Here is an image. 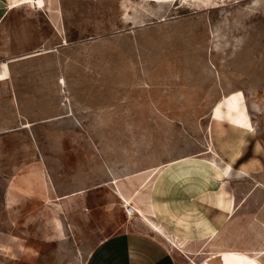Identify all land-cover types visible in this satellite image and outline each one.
<instances>
[{"label": "rangeland", "instance_id": "1", "mask_svg": "<svg viewBox=\"0 0 264 264\" xmlns=\"http://www.w3.org/2000/svg\"><path fill=\"white\" fill-rule=\"evenodd\" d=\"M22 5L47 29L0 55V264H83L141 231L120 193L180 264H264V0Z\"/></svg>", "mask_w": 264, "mask_h": 264}, {"label": "crops", "instance_id": "2", "mask_svg": "<svg viewBox=\"0 0 264 264\" xmlns=\"http://www.w3.org/2000/svg\"><path fill=\"white\" fill-rule=\"evenodd\" d=\"M22 0H0V55H12L14 52H22L23 54L31 53L35 50L28 51L27 46L37 45L35 37L41 38L46 31V11L34 10L28 6L21 5ZM15 6V7H14ZM36 14L41 18V22L36 23L26 19L23 15ZM25 18V19H24ZM31 22V23H30ZM33 22V23H32ZM35 22V23H34ZM39 42V45H47L46 40ZM46 51V47H43ZM0 56V63L13 59V57L3 58ZM2 74L6 63L1 64ZM9 70V69H8ZM9 77V76H8ZM159 175V171L143 178L142 193L144 194V203L146 207L152 210V216L158 212L165 213L164 209H158L156 206L163 202L165 195L160 190L156 192L154 200H152V192L155 187L153 180ZM138 193L134 194L137 196ZM122 202L126 205H132V198L126 193H120ZM136 214L140 215L142 222L146 227L141 231L121 232L110 236L97 244L86 256L83 264H180L184 258H178L175 250L160 237V229L158 225L148 221L147 216L138 205H133ZM160 207V206H159ZM163 207V206H162ZM172 217V214H170ZM181 253V252H180ZM186 258L189 255L183 254Z\"/></svg>", "mask_w": 264, "mask_h": 264}, {"label": "bare ground", "instance_id": "3", "mask_svg": "<svg viewBox=\"0 0 264 264\" xmlns=\"http://www.w3.org/2000/svg\"><path fill=\"white\" fill-rule=\"evenodd\" d=\"M126 206H127V214L131 215V216H134L136 214V209L134 207H132L131 205H129V204L126 205Z\"/></svg>", "mask_w": 264, "mask_h": 264}, {"label": "built area", "instance_id": "4", "mask_svg": "<svg viewBox=\"0 0 264 264\" xmlns=\"http://www.w3.org/2000/svg\"><path fill=\"white\" fill-rule=\"evenodd\" d=\"M126 211H127V209H126ZM129 213V212H128Z\"/></svg>", "mask_w": 264, "mask_h": 264}]
</instances>
